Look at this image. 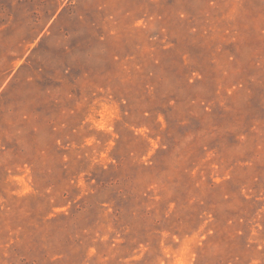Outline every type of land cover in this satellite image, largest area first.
<instances>
[{"label":"rangeland","instance_id":"obj_1","mask_svg":"<svg viewBox=\"0 0 264 264\" xmlns=\"http://www.w3.org/2000/svg\"><path fill=\"white\" fill-rule=\"evenodd\" d=\"M0 264H264V0H0Z\"/></svg>","mask_w":264,"mask_h":264}]
</instances>
